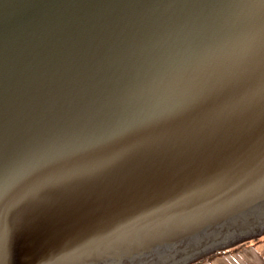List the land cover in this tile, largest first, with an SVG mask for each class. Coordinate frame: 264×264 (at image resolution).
I'll list each match as a JSON object with an SVG mask.
<instances>
[{
  "label": "water",
  "instance_id": "water-1",
  "mask_svg": "<svg viewBox=\"0 0 264 264\" xmlns=\"http://www.w3.org/2000/svg\"><path fill=\"white\" fill-rule=\"evenodd\" d=\"M263 236L264 0H0V264Z\"/></svg>",
  "mask_w": 264,
  "mask_h": 264
},
{
  "label": "rangeland",
  "instance_id": "rangeland-1",
  "mask_svg": "<svg viewBox=\"0 0 264 264\" xmlns=\"http://www.w3.org/2000/svg\"><path fill=\"white\" fill-rule=\"evenodd\" d=\"M260 238L256 239H242V240H236V241H231L228 244H239L241 245L242 243H245L243 245V248H239V246H234L232 248L226 249V250H220V251H215L204 258H202L200 261H203L207 264H228L227 259H231L230 262L231 264H234L233 262H237L238 264H264V241L259 242V243H254V241L259 240ZM247 240V241H245ZM247 242V243H246ZM239 248L238 250H235ZM235 250V251H233ZM255 250V252H254ZM231 251V252H230ZM222 252H229L227 255H217L214 257V259H210V257L216 253H222ZM231 256V258H230ZM197 263V262H196ZM195 263V264H196Z\"/></svg>",
  "mask_w": 264,
  "mask_h": 264
},
{
  "label": "trees",
  "instance_id": "trees-1",
  "mask_svg": "<svg viewBox=\"0 0 264 264\" xmlns=\"http://www.w3.org/2000/svg\"><path fill=\"white\" fill-rule=\"evenodd\" d=\"M264 241V236L262 237V238H260L259 240H257V241H254V243L256 244V243H259V242H263ZM247 243V242H246ZM243 244H245V243H242L241 245H238L239 246V248H243L244 246H246V245H243ZM237 246V247H238ZM239 248H237V249H235V250H238ZM235 250H233V251H235ZM231 252V251H230ZM229 252H222V253H216V254H214V255H212L211 257H210V259H214V257H216L217 255L219 256V255H227ZM206 262V261H205ZM205 262H203V261H200V262H197L196 264H204ZM195 264V263H194Z\"/></svg>",
  "mask_w": 264,
  "mask_h": 264
},
{
  "label": "crops",
  "instance_id": "crops-1",
  "mask_svg": "<svg viewBox=\"0 0 264 264\" xmlns=\"http://www.w3.org/2000/svg\"><path fill=\"white\" fill-rule=\"evenodd\" d=\"M254 252H255V250H254ZM230 258H231V256H230ZM230 260H231V259H227L228 264H231ZM233 263H234V264H238V263L235 262V261H234ZM204 264H207V263H204ZM212 264H215V263H212Z\"/></svg>",
  "mask_w": 264,
  "mask_h": 264
}]
</instances>
